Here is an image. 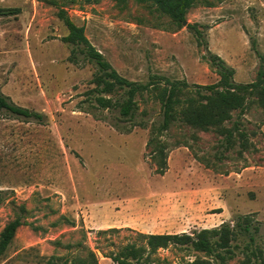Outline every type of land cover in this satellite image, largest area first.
<instances>
[{"label":"rangeland","instance_id":"374dc122","mask_svg":"<svg viewBox=\"0 0 264 264\" xmlns=\"http://www.w3.org/2000/svg\"><path fill=\"white\" fill-rule=\"evenodd\" d=\"M0 7L21 9L0 15V90L44 114L42 121L0 114V234L16 217L24 221L0 264H45L53 255L70 263L89 249L99 264H117L106 255L142 244L139 232L191 233L234 224L244 214L260 228L255 241L239 234L228 249L216 250L223 259L190 245L161 248L152 258L264 264V109L258 101L221 126L177 121L162 131V105L151 90L137 94L135 117L124 119L118 108L98 106V67L80 49L79 63L69 59L73 45L63 40L69 30L58 17L65 8L130 80L160 74L211 84L220 78L209 61L215 53L235 68L236 82L247 83L264 67V0H200L183 25L135 0H0ZM189 23L203 32L205 44ZM235 124L240 130L228 143L222 131ZM159 141L167 145L164 173L155 153Z\"/></svg>","mask_w":264,"mask_h":264},{"label":"trees","instance_id":"16d2710c","mask_svg":"<svg viewBox=\"0 0 264 264\" xmlns=\"http://www.w3.org/2000/svg\"><path fill=\"white\" fill-rule=\"evenodd\" d=\"M90 2L96 0H88ZM128 1V0H120ZM140 3H151L162 13L167 14L175 23L183 25L187 20V13L200 0H135ZM21 11L18 7H0V15H13ZM58 17L63 20L69 33L63 40L73 45L69 59L79 63L77 49H80L86 59L98 67V73L93 79L94 92L97 93L96 102L103 109L118 108L121 117L133 119L138 103L137 94L154 90L156 97L161 102L163 110V122L161 130L166 131L177 121H183L189 125L208 129L212 126H221L233 118V112L238 110L243 113L249 102L255 98L264 109V67L259 69L258 78L255 81L242 83L236 82L234 76L236 70L230 66L220 55L210 53L209 61L217 70L220 78L217 82L201 85L189 83L186 79H174L166 75L153 74L146 82L130 80L121 75L107 58L90 41L85 32V26L77 24L68 14L65 8H60ZM202 44L203 32L196 25L189 23ZM116 89L123 90L120 98L114 99L110 94ZM7 112L16 117L42 121L44 114L29 108L17 105L9 96L0 90V114ZM236 130H240L235 124L230 129H223L228 143H232ZM242 138L247 139L244 131L240 132ZM151 142V141H150ZM153 142V141H152ZM244 147L246 144L244 143ZM155 153L160 156L158 170L164 173L167 168V145L159 141L156 144ZM2 199H0V204ZM24 224L21 216L8 222L0 234V258L8 251L14 241L18 229ZM251 214L239 215L234 224L223 222L214 228H204L191 233H142L138 235L142 244L132 242L126 244L118 252L106 255L117 264H158L152 258L161 248L170 245H190L195 250L203 251L213 258L223 259V255L216 250L228 249L230 244L239 234L248 235L251 241H255L254 232L259 231ZM101 232H106L101 231ZM57 257L51 256L45 264H99L94 251L88 250L87 257H78L70 263L68 260L62 263L56 262ZM192 264H213L211 260L197 259ZM255 264H261L256 262Z\"/></svg>","mask_w":264,"mask_h":264},{"label":"water","instance_id":"95a60500","mask_svg":"<svg viewBox=\"0 0 264 264\" xmlns=\"http://www.w3.org/2000/svg\"><path fill=\"white\" fill-rule=\"evenodd\" d=\"M184 24H187V21H185Z\"/></svg>","mask_w":264,"mask_h":264}]
</instances>
